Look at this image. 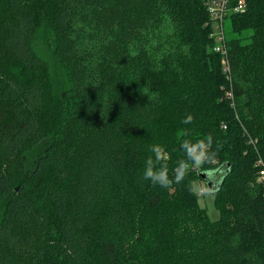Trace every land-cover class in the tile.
Wrapping results in <instances>:
<instances>
[{
  "label": "trees",
  "instance_id": "obj_1",
  "mask_svg": "<svg viewBox=\"0 0 264 264\" xmlns=\"http://www.w3.org/2000/svg\"><path fill=\"white\" fill-rule=\"evenodd\" d=\"M247 1L228 17L233 106L207 0H0V264H264V0ZM43 18L67 96L87 75L110 87L81 149L43 148L58 89L36 51ZM186 143L203 150L202 168L177 183ZM153 146L167 187L143 179ZM203 172L219 183L217 222L197 204ZM118 191L190 223L175 236L155 218L160 255L126 256Z\"/></svg>",
  "mask_w": 264,
  "mask_h": 264
},
{
  "label": "rangeland",
  "instance_id": "obj_2",
  "mask_svg": "<svg viewBox=\"0 0 264 264\" xmlns=\"http://www.w3.org/2000/svg\"><path fill=\"white\" fill-rule=\"evenodd\" d=\"M41 12L43 13V10ZM42 23L36 35V51L46 60L48 66L51 67V73L54 80H56L58 88L57 98L53 97L54 100L52 101L51 107L44 113L43 123L45 124L47 139L44 142L43 148L52 141H56L62 146L67 147L69 151L81 149L83 145L82 134L84 132V122L87 121V119L99 116L102 111L103 101L106 100L110 93V87H107V82H105L104 78L87 75L85 79L83 78L85 84L82 85V83H80V86L75 89V92L72 91L71 94L67 96V91L70 90L68 87L69 84L67 79L59 77L61 76L59 71L60 65H58L53 48V33L46 18L42 19ZM229 27L230 22L227 18L224 27L226 36H229V34H227V32H229ZM219 59H221L220 56ZM229 61L231 62V59ZM224 88L227 90V100L229 99L230 92H232L234 97V88L230 79L225 78ZM230 101L234 106V100ZM55 102L57 105H55ZM37 156L38 152H34L31 155L30 164L36 161ZM167 156H169V154H167ZM200 168H202V161L196 164L193 163L192 159L189 160L187 167L188 172L194 173ZM203 189H205V191L202 194L201 191ZM194 190L197 193V204L199 207L206 210L208 218H210L212 222L219 221V219H221V212L217 206L216 197L208 188L206 182L195 180ZM136 197L134 191L119 192L118 218L120 226L115 233V235L119 237V246L126 256H132L134 251L141 254L143 253V256L147 258L152 253L160 255L161 250L155 248V243L159 242L158 239L162 234L160 235L161 230H159L160 232L158 231L159 233L155 232L156 228L154 226H156V224H152V221L157 219V222H159L161 220L160 229L165 227L166 232L174 233L175 236L177 234L182 235L183 233L178 227H184V225L190 223V221L188 219H180V217H178L179 215L175 217L173 211H164L162 215L158 214L157 216L144 213V209ZM165 220L167 225L163 223Z\"/></svg>",
  "mask_w": 264,
  "mask_h": 264
},
{
  "label": "built area",
  "instance_id": "obj_3",
  "mask_svg": "<svg viewBox=\"0 0 264 264\" xmlns=\"http://www.w3.org/2000/svg\"><path fill=\"white\" fill-rule=\"evenodd\" d=\"M247 0H207V7L211 17L210 22V38L214 41V51L222 59V70L226 78L231 80V65L229 59V50L224 30L226 19L230 14L244 12L247 7ZM229 99L233 100L232 92L229 93ZM223 129H227L224 125ZM258 167V182L264 185V159L259 158L257 162ZM205 189L201 191L203 194Z\"/></svg>",
  "mask_w": 264,
  "mask_h": 264
},
{
  "label": "clouds",
  "instance_id": "obj_4",
  "mask_svg": "<svg viewBox=\"0 0 264 264\" xmlns=\"http://www.w3.org/2000/svg\"><path fill=\"white\" fill-rule=\"evenodd\" d=\"M192 121V117L189 115L186 120L184 121L185 123H189ZM185 149L188 151L189 158L193 160V163H200L203 159V150L200 149L197 151V148L199 146H196V148H189L187 143L184 145ZM152 152L155 154V161L150 157L146 161V167L144 170L143 174V179L145 180H150L153 184H159L162 187H167L171 181L168 178V170L167 166L164 165L162 166L159 170H156L155 164L156 162H159L162 159V148L160 146H153L152 147ZM188 164L186 162H183L181 165H179V168L177 170L175 180L177 183H179L183 175L185 174L187 170Z\"/></svg>",
  "mask_w": 264,
  "mask_h": 264
},
{
  "label": "water",
  "instance_id": "obj_5",
  "mask_svg": "<svg viewBox=\"0 0 264 264\" xmlns=\"http://www.w3.org/2000/svg\"><path fill=\"white\" fill-rule=\"evenodd\" d=\"M214 173H209V172H203L201 173V178L206 182L208 188L211 190L213 195L218 191V184L213 178Z\"/></svg>",
  "mask_w": 264,
  "mask_h": 264
}]
</instances>
